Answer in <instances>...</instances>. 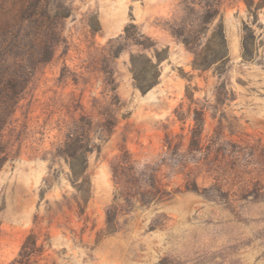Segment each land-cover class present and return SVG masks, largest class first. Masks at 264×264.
<instances>
[{"label":"rangeland","instance_id":"1","mask_svg":"<svg viewBox=\"0 0 264 264\" xmlns=\"http://www.w3.org/2000/svg\"><path fill=\"white\" fill-rule=\"evenodd\" d=\"M69 1L63 40L0 136V264H264V0L258 18L224 1L231 60L204 72L171 33L182 0ZM132 22L169 47L146 93L130 70L138 48L110 50ZM87 122L85 202L58 150ZM29 234L40 251L22 258Z\"/></svg>","mask_w":264,"mask_h":264},{"label":"trees","instance_id":"2","mask_svg":"<svg viewBox=\"0 0 264 264\" xmlns=\"http://www.w3.org/2000/svg\"><path fill=\"white\" fill-rule=\"evenodd\" d=\"M0 0V136L8 124L16 105L23 98L38 67L54 56V47L60 43L64 21L73 13L69 0ZM225 0H182L183 15L171 26L172 35L193 53V67L207 71L214 66L224 70L231 56L224 23ZM249 12L258 18L263 2L244 0ZM99 28H94L100 30ZM249 30L250 26H246ZM254 34L248 32L243 39V59L250 60L255 52ZM122 41L114 45L119 39ZM110 40L111 55L118 57L128 47L130 70L135 86L146 93L161 78V64L169 57V47L158 46L150 35L142 32L138 24L126 25L125 32ZM108 125L106 121L103 123ZM114 123L109 127L111 132ZM70 132L58 154L71 168V179L83 200L91 195V178L88 173L92 122ZM8 160V151L0 142V170ZM114 208L108 209V221L114 219ZM37 237L29 234L20 255L27 258L39 253ZM22 258L20 261L22 262Z\"/></svg>","mask_w":264,"mask_h":264}]
</instances>
